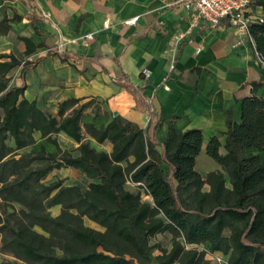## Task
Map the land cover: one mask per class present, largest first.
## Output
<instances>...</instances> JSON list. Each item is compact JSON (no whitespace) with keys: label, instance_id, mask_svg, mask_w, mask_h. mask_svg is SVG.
<instances>
[{"label":"trees","instance_id":"1","mask_svg":"<svg viewBox=\"0 0 264 264\" xmlns=\"http://www.w3.org/2000/svg\"><path fill=\"white\" fill-rule=\"evenodd\" d=\"M252 4L264 10V0ZM0 13V37L9 34L11 23L24 19L17 12L12 17ZM250 34L264 58V23L253 25ZM22 39L26 55L32 54L37 47ZM99 58L96 54L88 60ZM20 65L14 55H0V198L16 210L8 218L0 214L4 250L25 264H213L197 249L206 245L228 264H264V98L258 95L264 76L251 84L253 96L243 99L241 123L234 124L228 113L226 154H221L218 138L208 144L209 157L223 172L204 177L195 168L202 131L179 133L171 128L168 139L160 142L156 131L161 121L153 104L127 79L117 83L133 95L139 110L150 114L147 130L109 115L108 124L99 129L83 126L82 118L95 99L83 104L80 99L66 100L57 116L45 114L26 99V83L9 84L10 72ZM24 74L25 69L20 76ZM71 106L78 108L66 115ZM83 127L97 142L110 141L113 151L93 149L84 140ZM36 132L57 151H23L35 145ZM59 133L80 144L79 155L60 148ZM66 167L81 171L88 185L45 183L53 171ZM128 181L143 185L135 188ZM140 188L152 202L143 200ZM55 206L62 209L57 216L51 213ZM84 218L105 231L86 226ZM164 231L174 235L173 247L155 263L150 241Z\"/></svg>","mask_w":264,"mask_h":264},{"label":"crops","instance_id":"2","mask_svg":"<svg viewBox=\"0 0 264 264\" xmlns=\"http://www.w3.org/2000/svg\"><path fill=\"white\" fill-rule=\"evenodd\" d=\"M2 10L10 17L17 12L24 18L11 23L9 34L0 37V55L12 54L22 63L9 77L14 78V86L26 83V99L35 101L45 114L57 116L66 100L80 99L83 104L95 99L82 118L83 126L99 129L108 124L109 115L147 130L150 114L139 110L133 95L117 83L127 79L143 89L146 102L153 104L161 121L156 131L160 142L168 139L171 128L179 133L199 129L203 146L196 171L204 177L216 170L223 172L207 148L218 138L220 152L226 154L228 113L234 124L241 123L243 99L253 96L251 84L264 76L254 38L235 35L226 22L218 27L200 22L193 27L192 13L179 0H0ZM256 11L264 14L262 8ZM135 18V25H124ZM107 19L110 25L105 28ZM91 32L94 39L87 45L65 42L61 50L58 47L62 39L71 41ZM22 38L37 47L32 54L26 55ZM96 54L100 55L97 61L88 60ZM144 68L151 71L150 79L141 74ZM166 86L170 89L165 90ZM258 95L264 98V89ZM76 108H68L66 115ZM82 132L93 149L113 151L110 141L97 142L84 127ZM34 136L31 150L57 151L40 132ZM57 139L62 150L79 155L80 144L72 137L59 133ZM163 168L167 171L166 165ZM61 170L86 179L74 168ZM204 189L210 190L208 185Z\"/></svg>","mask_w":264,"mask_h":264},{"label":"built area","instance_id":"3","mask_svg":"<svg viewBox=\"0 0 264 264\" xmlns=\"http://www.w3.org/2000/svg\"><path fill=\"white\" fill-rule=\"evenodd\" d=\"M179 3L193 15V27L200 22H203L211 27H218L226 22L229 27H231L235 35L239 36H249L250 29L253 25H260L264 23V14L259 13L257 8L252 4V0H179ZM138 18L131 19L124 22L126 26H133L137 22ZM110 25V19H107L104 23V27ZM94 39V33H89L87 35L76 38L75 40L66 41L62 39L58 45L60 50L63 48L65 42H70L77 44V42L87 45L91 40ZM256 49V47H255ZM256 55L258 56L260 64L264 67V58L256 50ZM174 68V66H172ZM145 79L151 78V71L144 68L141 72ZM165 90H169L167 86L164 87ZM130 185L135 188H139L143 184L133 183L128 181ZM142 192L143 199L151 198L146 194L144 188H140ZM207 255L210 259L217 264H228L223 255L213 253L211 250H206ZM177 264V263H174Z\"/></svg>","mask_w":264,"mask_h":264},{"label":"rangeland","instance_id":"4","mask_svg":"<svg viewBox=\"0 0 264 264\" xmlns=\"http://www.w3.org/2000/svg\"><path fill=\"white\" fill-rule=\"evenodd\" d=\"M10 78L9 84L14 85V78ZM3 117V111L0 110V118ZM9 144L11 146H15V143L13 140L9 141ZM31 147H28L24 149L23 151H30ZM264 159V157H262ZM57 180H64V184L66 185H80L83 187H86L88 185V180L84 179L81 174L76 175L75 173L71 172L70 170L62 171V170H55L51 175H49L45 179V183L51 184V182L57 181ZM226 185L229 186V178L227 179ZM144 201H147L146 198L143 199ZM149 202V201H148ZM15 209H18V206H16ZM61 207H52L51 213L55 216L59 215L61 213ZM16 210H14L11 207H6L0 198V214H3L4 218H8L10 213H14ZM84 223L86 226L91 227L95 229L96 231H105V228L102 226L95 224L91 222L88 218H84ZM39 232H42L40 228L36 229ZM2 237H3V232L0 231V264H25V262H21L18 259H16L12 254L8 253L6 250L3 249V244H2ZM173 240H174V235L172 233L170 234L168 231H164L161 233L156 234L155 237H153L150 241V246L152 247L151 251V257L153 261L156 263L157 262V256L162 254L164 251H171V248L173 247ZM191 247V246H190ZM189 247V248H190ZM197 249H199V252H204L205 253V258L206 260L211 261L213 264L215 263L213 260L210 259V256L207 255V251L209 248L206 245H201ZM222 255L221 253H218ZM225 261L227 262V258L224 257Z\"/></svg>","mask_w":264,"mask_h":264}]
</instances>
